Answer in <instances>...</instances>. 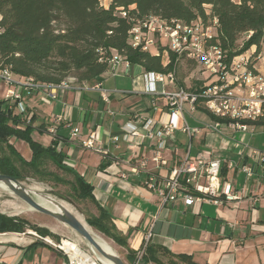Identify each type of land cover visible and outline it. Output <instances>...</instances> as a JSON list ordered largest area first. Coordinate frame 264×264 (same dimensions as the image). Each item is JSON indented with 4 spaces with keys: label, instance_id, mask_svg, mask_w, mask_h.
I'll list each match as a JSON object with an SVG mask.
<instances>
[{
    "label": "crops",
    "instance_id": "obj_1",
    "mask_svg": "<svg viewBox=\"0 0 264 264\" xmlns=\"http://www.w3.org/2000/svg\"><path fill=\"white\" fill-rule=\"evenodd\" d=\"M148 74L139 65L122 62L100 82L77 83L72 90L60 92L55 101L46 103L42 92H34L25 98L33 118L24 117L34 129L32 139L44 148L58 144L47 130L55 127V117H64L57 126L64 164L92 187L96 203L110 215L113 234L122 244L102 235L124 252L129 263H135L131 253L137 255L149 246L155 259L168 263L185 257L195 264H264V165H257L252 156V151L264 154V120L249 123L247 132L222 127L219 133H212L206 129L214 121L208 114L200 109L187 111L165 149L145 141L134 150L124 139V130L133 118L141 115L168 123L171 118L165 94L183 88L177 81L152 82ZM0 85L4 94L1 80ZM96 85H101L102 91L92 90ZM185 122L200 133H184ZM75 128L80 134L73 137ZM92 134L96 148L103 153L83 147ZM11 144L31 161L27 143L14 140ZM200 154L222 162L223 181H229L241 199L223 205L204 201L189 207L182 200L162 205L160 197L147 187L149 180H164L187 157L194 161ZM156 157L165 164H157ZM141 161H146L145 169L140 168ZM244 166L253 168L252 177L242 171ZM25 236L0 234L7 237L0 241V264H68L58 249Z\"/></svg>",
    "mask_w": 264,
    "mask_h": 264
},
{
    "label": "trees",
    "instance_id": "obj_2",
    "mask_svg": "<svg viewBox=\"0 0 264 264\" xmlns=\"http://www.w3.org/2000/svg\"><path fill=\"white\" fill-rule=\"evenodd\" d=\"M102 1L110 3L108 9L102 6ZM150 16L188 25L201 21L206 27L210 26V20H217L218 37L214 43L230 57L243 55L253 47L256 56L264 52V0H0V72L9 69L17 77L33 78L47 85L60 84L69 78L94 84L111 70L109 61L117 53L147 73L173 72L177 81L180 58L168 47L161 44L155 54L129 44L132 29ZM251 32L252 36L240 48L241 36ZM180 86L187 89L185 85ZM198 109L213 120L223 121L204 107ZM33 131L22 117L0 113V151L9 153L0 156V174L21 179L16 160L43 179L63 183V179L47 170V162H51L58 170L74 177L73 189L79 199L95 205L97 216L87 219L89 226L122 244L113 234L110 215L96 203L92 187L64 164L65 155L57 151L56 143L44 148L32 139ZM12 140L29 145L31 161L20 155ZM25 226L20 218L0 214V234H23ZM142 250L140 264L159 262L149 246ZM131 256L135 262L137 255L131 253ZM178 260L195 264L185 257Z\"/></svg>",
    "mask_w": 264,
    "mask_h": 264
},
{
    "label": "built area",
    "instance_id": "obj_3",
    "mask_svg": "<svg viewBox=\"0 0 264 264\" xmlns=\"http://www.w3.org/2000/svg\"><path fill=\"white\" fill-rule=\"evenodd\" d=\"M216 25L217 20H214L213 26L206 27L201 21L188 25L179 21L169 23L160 17L150 16L145 21L137 23L132 29L129 44L133 48L152 51L153 47H157V44H162V41L166 40L168 42L166 47L180 59L198 63L210 83L196 91L180 88L176 92L166 93L168 114L171 118L168 123L155 122L136 115L132 123L124 130V139L131 148L138 151L145 141H150L156 143L160 150L165 149L178 129V120L184 118L187 111L195 112L199 107H204L211 115L223 120L222 122L214 120L206 125V129L212 133H219L222 127L247 132L249 123L264 119V52L256 56L255 53L247 55L248 51L243 55L230 57L217 42L214 43L218 37ZM252 34V32L249 33L247 39ZM122 62L129 64L117 53H114L109 61L111 68ZM148 75L155 83L168 84L176 81L173 72ZM0 80L4 84L0 113L23 119L26 117L25 119L29 121L33 118V114L29 112L25 103L26 97L40 91L43 93V101L48 103L55 101L60 92L70 91L75 84L79 83L77 79L69 78L56 85L41 84L33 78L17 77L9 69L0 72ZM84 87L87 88L85 85ZM92 90L102 91V87L96 85L92 87ZM102 95L107 100L106 93L103 92ZM64 121V117H55V127L47 130L53 142H58L56 149L60 153L63 149L57 135V126ZM181 129L190 136L197 135L201 131L198 128H190L186 122ZM79 134V128L72 130L73 137ZM113 140L117 142L118 137ZM95 144L96 137L92 134L90 139L82 145L88 150L103 153L96 148ZM252 156L257 165H264L263 153L252 151ZM154 161L160 165L165 164L160 157H156ZM146 167V161H141L140 168ZM230 168H233L232 164ZM241 169L248 177L254 174L253 168L244 166ZM222 170L221 161L212 160L207 154H200L194 161L187 157L162 181L152 177L147 187L160 197L164 206L178 200H182L189 207L204 201L215 205L239 201L241 198L234 191L232 184L229 181H223ZM134 173L138 174L139 169H134ZM39 239L61 251L67 257L68 264H75L61 249L60 244L56 245L50 239ZM143 255L144 250L138 252L136 264L141 263Z\"/></svg>",
    "mask_w": 264,
    "mask_h": 264
},
{
    "label": "rangeland",
    "instance_id": "obj_4",
    "mask_svg": "<svg viewBox=\"0 0 264 264\" xmlns=\"http://www.w3.org/2000/svg\"><path fill=\"white\" fill-rule=\"evenodd\" d=\"M102 6L106 9L109 8L108 1H102ZM210 26H213L214 21L210 20L208 22ZM247 40V36H241L238 41V45L241 48L243 43ZM167 41L163 40L162 45L166 46ZM161 47V44H157V47H153L152 52H156ZM255 49L252 48L249 50L247 55H252ZM167 54L164 55V61L167 62ZM177 83L178 85L182 84L190 91H196L197 89H202L205 86H208L210 81L207 80V75L204 73L202 67L198 63H192L187 59L181 58L177 66ZM4 94L2 93V85H0V100H2ZM14 142V140H12ZM6 155L9 153L5 150L4 153H1L0 156ZM16 166L18 167L21 173V179L19 181L25 186L30 187L33 185H39L45 190V195L56 199L58 201L65 202L69 204L73 210L78 213L83 219L87 222V219L94 217L97 214V209L95 205L89 200H81L77 197L73 187H74V177L69 173L62 172L58 170L51 162H47V170L53 172L60 179H63L64 182H57L53 179H43L32 173L29 169H26L20 165L16 160H14ZM0 214H3L10 218H20L25 223V239L31 237L33 239H50L56 245H61L63 241H73L78 242L84 252L90 254L98 264H103L101 258L98 254L94 253L86 244L85 241H81L74 231L70 228L59 223L55 219L40 214L36 211L31 210L24 202L18 199L16 196L11 194V192L5 191L0 188ZM95 230V229H94ZM96 231V230H95ZM46 232V233H45ZM99 233L98 231H96ZM29 233V234H28ZM102 235L101 233H99ZM103 236V235H102ZM105 237V236H104ZM7 237H0V241L6 239ZM23 238V239H24ZM106 238V237H105ZM106 240L113 245L116 254L126 263V264H136L129 263L122 252L116 245L106 238ZM87 245V246H86ZM90 251V252H89ZM101 261V262H100ZM158 263L150 264H170L166 260H158ZM178 264H188L177 262Z\"/></svg>",
    "mask_w": 264,
    "mask_h": 264
},
{
    "label": "water",
    "instance_id": "obj_5",
    "mask_svg": "<svg viewBox=\"0 0 264 264\" xmlns=\"http://www.w3.org/2000/svg\"><path fill=\"white\" fill-rule=\"evenodd\" d=\"M0 183L8 187L11 194L16 196L24 202L31 210L36 211L45 216L51 217L74 231L83 241L87 242L93 249L92 251L98 254L103 264H106L103 259L111 264H126L116 253L107 251L102 245L91 235L86 229L81 220L67 210L61 209L59 211L52 210L41 205L32 195L24 184L14 177L0 174ZM57 203L58 200L48 197ZM1 208V207H0ZM89 225V224H88ZM103 258V259H102ZM100 261V262H101Z\"/></svg>",
    "mask_w": 264,
    "mask_h": 264
},
{
    "label": "bare ground",
    "instance_id": "obj_6",
    "mask_svg": "<svg viewBox=\"0 0 264 264\" xmlns=\"http://www.w3.org/2000/svg\"><path fill=\"white\" fill-rule=\"evenodd\" d=\"M25 186V185H23ZM28 186V185H27ZM27 190L35 196V199L43 206L50 208L52 210L55 211H59L61 209L67 210L70 213H72L73 215H75L76 217L79 218V220H81V222L83 223V225L86 227V229L91 233V235L102 245V247L104 249H106L109 252L112 253H116L114 250V247L112 244H110L106 238L102 235H100L99 233H97L92 227H90L88 225V223L83 219V217H81L78 213H76L73 208L62 201H57V203H55L53 200H51L50 198H48L47 195H45V190L39 186V185H33L30 187H27ZM0 188H2L5 191L10 192V190L8 189V187L6 185H4L3 183H0ZM75 233V232H74ZM76 234V233H75ZM76 236L83 241L77 234ZM86 244L88 245V247L92 250L93 248L86 242ZM86 245V246H87ZM61 249L70 256V258L73 260V262L75 264H97L95 259L88 253L84 252L83 249L81 248L80 244L76 241H63V243L60 245ZM90 252V251H89ZM103 259V258H102ZM103 261L106 264H111L110 262L106 261L105 259H103Z\"/></svg>",
    "mask_w": 264,
    "mask_h": 264
}]
</instances>
